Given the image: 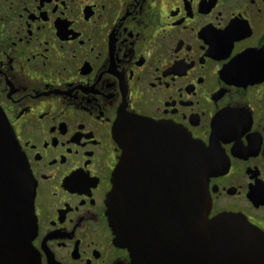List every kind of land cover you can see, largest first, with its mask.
Here are the masks:
<instances>
[{
  "label": "flooded vegetation",
  "instance_id": "1",
  "mask_svg": "<svg viewBox=\"0 0 264 264\" xmlns=\"http://www.w3.org/2000/svg\"><path fill=\"white\" fill-rule=\"evenodd\" d=\"M0 107L35 189L39 264H134L113 179L134 148L149 230L173 193L174 130L215 167L209 216L264 233V0H0Z\"/></svg>",
  "mask_w": 264,
  "mask_h": 264
},
{
  "label": "water",
  "instance_id": "2",
  "mask_svg": "<svg viewBox=\"0 0 264 264\" xmlns=\"http://www.w3.org/2000/svg\"><path fill=\"white\" fill-rule=\"evenodd\" d=\"M176 133L169 150L173 193L161 199L150 229L142 225L139 236L135 179L127 172L134 166V148L116 169L108 203L117 243L130 250L134 264H264L261 230L244 216H209L208 180L215 167L191 135ZM116 139L120 141L118 130ZM34 197L27 162L0 107V264H39L33 246Z\"/></svg>",
  "mask_w": 264,
  "mask_h": 264
}]
</instances>
